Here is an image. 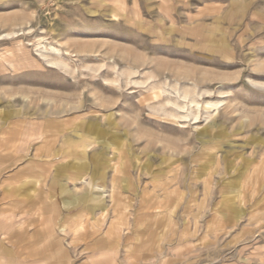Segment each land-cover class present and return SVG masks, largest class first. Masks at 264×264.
<instances>
[{
	"label": "rangeland",
	"instance_id": "1",
	"mask_svg": "<svg viewBox=\"0 0 264 264\" xmlns=\"http://www.w3.org/2000/svg\"><path fill=\"white\" fill-rule=\"evenodd\" d=\"M0 224V264H264V0H0Z\"/></svg>",
	"mask_w": 264,
	"mask_h": 264
},
{
	"label": "crops",
	"instance_id": "2",
	"mask_svg": "<svg viewBox=\"0 0 264 264\" xmlns=\"http://www.w3.org/2000/svg\"><path fill=\"white\" fill-rule=\"evenodd\" d=\"M61 134H63V132H42L38 137L40 139V141L42 142L43 149H46V152H44V150L42 149V154H45L47 159H48L45 161V164L38 163L36 165V166H39L40 171L37 173H34V175H33V177L36 179V185H37V187L40 188L41 191H42V188H43L44 183L46 182V178H47L43 166L44 165L50 166V165L54 164V162H56L57 160L61 159V157L58 158L57 156H55V154L52 155V153L50 151H48V149L50 147H52L51 146L52 143H55V141L58 140V138ZM47 137H53L54 139L50 140V139H47ZM84 175L85 174H83V176ZM74 177H75L74 180L79 179V177L77 175H75ZM93 187H94V185H93ZM85 217H86V213L84 210L81 212H78L74 217L69 216V215L64 216L63 211H55V212H52V214H49L48 216L45 217L43 225L46 226L47 230H49L50 236L54 237L56 232H57L56 230H58L59 232H66L68 229H70V226L72 225V223L77 224V226H79V224H80L79 222H84ZM22 231H23L22 233L17 235L14 233L12 226H3V225L1 226V224H0V244H1L0 245V250H1L0 253L4 250V247H3L4 243L5 244H12V245L15 244V245L19 246L22 244V242L26 241L27 235H30V234L25 229ZM39 233H41V231H39ZM17 255L21 256V254L19 252H17ZM8 263H11V261H8Z\"/></svg>",
	"mask_w": 264,
	"mask_h": 264
},
{
	"label": "bare ground",
	"instance_id": "3",
	"mask_svg": "<svg viewBox=\"0 0 264 264\" xmlns=\"http://www.w3.org/2000/svg\"><path fill=\"white\" fill-rule=\"evenodd\" d=\"M55 51V50H54ZM59 53V51H57ZM197 119V118H196ZM172 210V209H171Z\"/></svg>",
	"mask_w": 264,
	"mask_h": 264
}]
</instances>
